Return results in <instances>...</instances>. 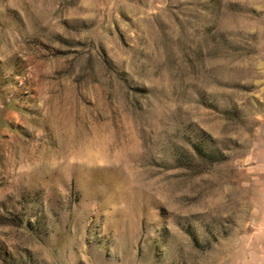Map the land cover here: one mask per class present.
<instances>
[{
  "label": "rangeland",
  "instance_id": "374dc122",
  "mask_svg": "<svg viewBox=\"0 0 264 264\" xmlns=\"http://www.w3.org/2000/svg\"><path fill=\"white\" fill-rule=\"evenodd\" d=\"M264 224V0H0V264H219Z\"/></svg>",
  "mask_w": 264,
  "mask_h": 264
},
{
  "label": "crops",
  "instance_id": "0c3cea01",
  "mask_svg": "<svg viewBox=\"0 0 264 264\" xmlns=\"http://www.w3.org/2000/svg\"><path fill=\"white\" fill-rule=\"evenodd\" d=\"M259 229L263 234L250 238L248 243L245 241L244 245H248V248L244 247L239 253L233 254V264H264V224H259L256 232ZM229 259L226 254H222L219 264H228Z\"/></svg>",
  "mask_w": 264,
  "mask_h": 264
}]
</instances>
